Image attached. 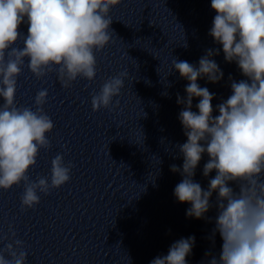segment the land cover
Wrapping results in <instances>:
<instances>
[{
  "label": "clouds",
  "instance_id": "1",
  "mask_svg": "<svg viewBox=\"0 0 264 264\" xmlns=\"http://www.w3.org/2000/svg\"><path fill=\"white\" fill-rule=\"evenodd\" d=\"M121 0H0V190L23 184L21 208L40 203V193L48 195L71 179V162L62 154L51 160L50 176L32 180L29 170L36 166L41 149L51 148L47 136L54 128L44 111L48 90H39L34 108L16 103L17 78L27 61L38 79L55 72L64 88L78 78L96 77V55L112 39L110 11ZM216 12L209 35L222 46L226 62H235L246 79L229 77L231 95L216 105L214 93L201 87L198 78L219 82L224 73L213 56L220 49H208L198 66L173 59L172 70L189 83L179 119L186 142L176 147L182 154V166L170 165L182 180L174 188L180 203L191 206L186 215L203 218L210 210V199L217 193L213 243L218 233L222 241L218 256H209L208 264H264V0H211ZM27 25V34L20 29ZM23 40V46H17ZM187 47V44H184ZM126 72L106 80L92 95L93 111L109 108L120 94ZM168 87L171 85L168 84ZM163 95L167 96L165 92ZM193 98H199L193 111ZM118 103V101H117ZM203 176L208 188L196 182V168L203 154ZM235 183L238 191L230 186ZM11 231V229H10ZM15 236V233H12ZM8 237L0 232V242ZM195 237L174 242L165 256L150 264H187ZM24 241L15 239L0 247V264H26Z\"/></svg>",
  "mask_w": 264,
  "mask_h": 264
},
{
  "label": "water",
  "instance_id": "2",
  "mask_svg": "<svg viewBox=\"0 0 264 264\" xmlns=\"http://www.w3.org/2000/svg\"><path fill=\"white\" fill-rule=\"evenodd\" d=\"M27 34V25L22 24L20 29ZM17 46H23V40L18 41ZM16 103L19 106L33 107L34 97L37 93V78L27 67V61L22 69L21 75L17 78ZM2 103V100H0ZM33 168L29 170V176L32 179ZM23 192V184L13 186L11 189L0 190V232L8 237L7 240L0 242V247L14 241L15 239L26 240L28 210L21 208L20 196ZM11 229V231H10ZM15 233V236L12 233Z\"/></svg>",
  "mask_w": 264,
  "mask_h": 264
}]
</instances>
